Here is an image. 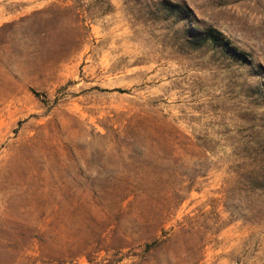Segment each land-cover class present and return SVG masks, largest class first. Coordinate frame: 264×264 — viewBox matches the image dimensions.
<instances>
[{"label":"rangeland","instance_id":"374dc122","mask_svg":"<svg viewBox=\"0 0 264 264\" xmlns=\"http://www.w3.org/2000/svg\"><path fill=\"white\" fill-rule=\"evenodd\" d=\"M0 0V264H264V0Z\"/></svg>","mask_w":264,"mask_h":264},{"label":"trees","instance_id":"16d2710c","mask_svg":"<svg viewBox=\"0 0 264 264\" xmlns=\"http://www.w3.org/2000/svg\"><path fill=\"white\" fill-rule=\"evenodd\" d=\"M160 4L166 14L184 21L183 39L186 44L193 48L206 47L231 58H246L245 53L232 45L219 29L198 21L187 5L174 3L170 0H162Z\"/></svg>","mask_w":264,"mask_h":264}]
</instances>
